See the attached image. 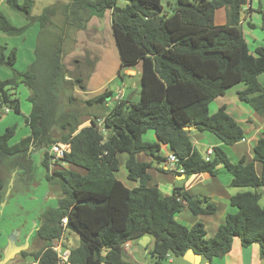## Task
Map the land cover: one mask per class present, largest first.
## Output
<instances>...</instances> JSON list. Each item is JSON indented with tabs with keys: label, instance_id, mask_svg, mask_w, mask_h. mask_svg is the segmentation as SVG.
<instances>
[{
	"label": "trees",
	"instance_id": "16d2710c",
	"mask_svg": "<svg viewBox=\"0 0 264 264\" xmlns=\"http://www.w3.org/2000/svg\"><path fill=\"white\" fill-rule=\"evenodd\" d=\"M119 1L126 4L121 7ZM5 2L31 19L32 0H22L21 4L18 0ZM245 4L246 0H177L167 15L162 14L161 0H69L65 5L45 8L36 18L39 37L46 31L55 39L46 44L39 38L33 61L25 71L13 69L15 50L7 54L6 48L0 46V67L12 69L10 78L0 79V107L20 113L19 100L12 98L8 89L21 84L30 92L31 103V111L24 118L28 136L10 144L16 127L0 131V209L9 186L3 178V168L27 188L34 180L33 155L40 152L45 179L51 186H58L61 194L56 207L39 215L35 231L44 245L30 254L33 260L57 264L50 246L64 231L63 218H67L65 230L79 239L75 247L69 248L70 264H139L130 261L123 246L144 236L153 241L148 252L152 264H169V256L183 257L188 249L210 262L225 256L235 237L245 248L257 244L264 260V205H260L264 130L253 147V161L248 163L244 158L231 163L219 147L212 149L206 161L190 137L191 130L206 131L228 146L244 139L243 129L224 106L215 112L209 109L215 98L240 83L245 88L237 93V99L251 111L264 114V85L258 80L264 73V46L254 53L248 49L239 27ZM220 8L226 10V24L219 27L214 24V16ZM57 10L62 14L59 26L52 21ZM107 11L120 54L118 74L140 64V92L137 102L125 96L110 108L107 102L113 96L111 91L85 102L105 107L104 137L97 129V116H90L88 125L82 126L81 118L86 114L73 107L75 97L70 86L77 85L81 91L85 86L80 76L75 78L76 84L65 79L64 54L70 33L84 30L92 17H102ZM26 29L27 26L15 27L0 13L2 33L17 36ZM67 93L65 102L61 96ZM149 133H153L154 141L147 139ZM54 143L65 144L64 156L48 174V155L43 149ZM162 146L177 158L184 173L175 174L184 179L202 173L214 177L222 166L232 176V187L253 190L229 198L230 206L237 211L226 214L212 238L206 237L201 222L185 226L175 219L184 208L195 216L213 214L216 205L210 199L192 196L184 187H175L167 196L149 185V169L166 159L161 154ZM120 153L128 155L127 178L137 183L132 189L115 176ZM141 154L151 160H139L137 156ZM254 162L262 166L260 175ZM62 163L73 169L63 168ZM159 170L168 172L162 167ZM21 256L27 258L29 254L22 252Z\"/></svg>",
	"mask_w": 264,
	"mask_h": 264
},
{
	"label": "rangeland",
	"instance_id": "374dc122",
	"mask_svg": "<svg viewBox=\"0 0 264 264\" xmlns=\"http://www.w3.org/2000/svg\"><path fill=\"white\" fill-rule=\"evenodd\" d=\"M69 0H32L31 19H27L21 12L12 10L5 2L0 0V13H2L15 27L27 26L25 32L16 37L8 36L0 32V46L5 47L7 54L11 50L16 51V62L13 69L16 71H22L26 68V65L30 62L29 51H32L37 42L41 43L46 41L50 43L55 39L53 34L44 31L43 36L39 37V24L36 18L40 16L43 10L47 7L62 6L68 3ZM21 4L22 0H18ZM177 0H161L163 6L162 14L169 15L172 9L176 6ZM125 1H119V6H124ZM254 17L259 23L253 22L256 26L251 29L249 33L248 27L244 28L245 33L248 35L251 49L257 46V41L253 40L251 35L255 38L260 36V41L263 43L264 33L261 30V13H264V0H253L252 4ZM225 10V8H222ZM54 25H61L62 14L60 10H57L56 15L52 18ZM47 31H50V27ZM52 31V30H51ZM54 32V31H53ZM70 38L65 42V54H64V65L66 67V80L70 83H75V78L80 76L82 78V84L85 86V91H81L77 85L71 87L70 93L75 97L73 107L78 112H82L83 115L81 121L83 125L85 123L86 116H97L102 118L105 113V107H99L98 105L90 106L85 104L88 100L96 97L97 95L105 92L112 91L113 95H116L119 89H123L125 96H131L133 102L139 100L140 92V64L128 71L125 69L118 74L120 67V54L117 48L115 38L113 36L111 28V15L110 11H107L102 17H92L87 27L84 30L78 32H71ZM5 50V52H6ZM12 76V69L10 67H0V78L7 79ZM19 86V85H18ZM18 86L9 87V93L12 94V98H17ZM23 89V87H22ZM25 90H27L25 88ZM28 91V90H27ZM229 89L225 92L226 94ZM67 94L62 95L63 101L67 100ZM20 102L24 107L28 106V102L22 96H19ZM109 106L111 107L114 102L109 100ZM217 102H211L209 105L210 112H215L218 108L216 107ZM108 108V107H107ZM25 112L15 113L11 112L0 118V131L3 132L7 127H16L15 136L10 142L14 144L20 141L21 138L28 136L29 129L25 124L24 117ZM88 116V117H89ZM244 126V125H243ZM153 136V135H152ZM35 162V173L32 185L27 188L22 187L20 182L14 180V174L3 168L2 175L6 182H9L7 199L5 206L0 213V249L6 247L8 237L17 230L20 234V241L25 236H29L31 247L26 248V252H36L39 250L43 243L37 238L33 231L36 222H38L39 215L49 208L57 206L58 197H60V189L58 186H51L45 179L43 168L40 164L42 160V153H36L33 155ZM55 169V168H54ZM53 169V170H54ZM126 169L121 170L119 177L122 178L123 172L126 173ZM176 186L180 187L182 182L175 181ZM245 190L251 191V189ZM260 205H264V194L260 200ZM35 224V226H34ZM34 227V228H33ZM79 242L77 234L66 231V238L64 245L69 244L71 247H75ZM136 251L133 249L134 259L141 264H152V259L148 253V250L152 248L150 245L145 252L138 243L134 244ZM22 261L30 263L33 261L32 258H22V256H16L12 261L7 264H18ZM171 261L173 264H188L182 257H172ZM172 264V263H169Z\"/></svg>",
	"mask_w": 264,
	"mask_h": 264
},
{
	"label": "crops",
	"instance_id": "0c3cea01",
	"mask_svg": "<svg viewBox=\"0 0 264 264\" xmlns=\"http://www.w3.org/2000/svg\"><path fill=\"white\" fill-rule=\"evenodd\" d=\"M252 4H253V0H249L242 7L239 27L241 29V32H242L244 38H245V41L247 42L249 51L251 53H254V50L256 48L264 46V38H262V41H263V43H262L260 41V36L258 38H255L254 35H251L253 37V40L257 41L256 42L257 46L254 49H251L250 42L247 39L248 38L247 33H249V31H251V29H254V27L256 26L255 24L253 25V22L259 23V18L257 20L254 17L255 11L253 10ZM259 13L261 14L260 19H261V25H262V14L263 13H261V12H259ZM214 24L216 26H219V27L224 26L226 24V10H222V8H220L215 12ZM246 26L248 27L247 33H245L246 31H244V28ZM261 30H262V27H261ZM262 32L264 33L263 30H262ZM11 37H16V36H11ZM34 48L32 51L28 52L29 57H30V62L26 65V68L33 61ZM6 53H7V50H6ZM26 68L22 71H25ZM22 71H19V72H22ZM128 71H132V70L129 69ZM1 80H3V79H1ZM258 80L261 84L264 85V73L259 75ZM22 87H23V89H22ZM25 88L26 87L24 85H22V84L19 85L16 97L20 103V113H22V111H24L25 112L24 115L26 117L29 115V113L31 111V103L28 101V97L30 96V92L27 91L28 90L27 88H26L27 90H25ZM244 88H245L244 84H242V83L237 84V85H235L229 89V91H228L229 93H227V94L225 93L224 95L219 96L212 101V102L218 103L216 105L217 108L224 106L226 112L233 119H235L237 121V123L241 126V128L244 131V135H245L244 139L239 143H236L232 146H228V145L223 144L212 133H209L206 131L197 132L195 130H191L190 131L191 142H192L193 146L201 154L205 155V153L208 149L212 150L214 147H219L226 153L227 158L233 164L237 163L242 158H244L246 163L253 161V147L255 146L258 139L262 136V131L264 130V114L259 115L255 112L251 111L249 107H247L245 104L241 103L237 99V93L239 91H242ZM112 94H113V92H112ZM22 95L25 98V100L28 102V104H27L28 106H26V107H24L22 105V103L20 102L19 96H22ZM113 96H115V95H113ZM131 99H132V97H131ZM109 100H108V102H109ZM108 102H107V107L110 108ZM3 116H6V115H3ZM88 116L85 117V123L86 122L89 123L90 116L89 117ZM86 125H88V124H85L84 126H86ZM29 133H28V135H29ZM152 135H153V133L147 134V139L150 141H154L155 137H154V135L153 136ZM161 154L165 158H167L169 155H171V152H170L168 147L162 146L161 147ZM117 157L119 160V170L115 173L116 178L119 181H121V183L125 187H127L129 189L136 187L137 186L136 182L128 180L127 170H125L126 173L123 172L122 178H120L118 176L119 173L121 172V170L126 169L125 168V162L128 158V155L125 153H120L117 155ZM137 158L141 161H150L151 160V158H149L148 156H145L143 154L138 155ZM162 163H164V162H162ZM162 163L161 164L155 163L153 165V167L151 169H149V174L151 176V180L149 181L150 186H156L162 194L169 196V195H172L174 188L178 187V186H176L177 184L175 183V181L176 180L181 181L182 184L180 187H184L185 191L188 192L190 195L196 196V197H206V198L210 199V201L216 205V210L211 215H197V216H195L187 208H184L175 217L177 222H179L185 226H192L197 222H201L205 227L207 238H212L215 235L219 224L221 223L223 218L226 216V214L235 213L237 211L235 208L230 206L229 198L238 192L248 191V190H245L244 188L232 187L231 186L232 176L222 166H220L218 168L217 174L214 177H212L208 174L202 173V174L192 175L187 179H184V178L180 179L181 175H176L175 173L170 172V171H168V172L160 171L159 168H161V167L164 170H166ZM34 164H35V162H34ZM34 166L36 167V165H34ZM61 166L63 168H66V169H73L72 166L65 164V163H62ZM254 167H255L256 173L258 175H260L261 169H262L261 164L259 162H254ZM43 171H44L43 173L45 176L46 173H45L44 168H43ZM51 173H52V171H50V172L48 171V174H51ZM34 174L36 175L35 171H34ZM246 189H248V188H246ZM251 191H253V190L251 189ZM260 191L262 192V196H263L264 187L261 188ZM0 213H1V211H0ZM37 223L38 222H36V224ZM33 231L35 232V235H36L35 228ZM37 238L38 237L36 235V240H37ZM127 243L130 245V250H129V253H127V257L130 259V261L136 262V263H138V262L135 261L134 253L132 252L133 249L135 251L137 250L135 248L134 244L138 243V245L141 248H143L145 250V252L147 251V249L150 245H153V241L151 240V238H150L149 242L147 243V245H145V246L140 245L138 241H135V242L132 241V242H127ZM30 245H31V243H30V239H29L28 247H31ZM43 245H44V243H43ZM70 247L71 246L69 244H67V248H70ZM41 248L39 250H41ZM39 250H37L36 252H38ZM149 250H148V252H149ZM25 252H26V250H25ZM36 252H30V253L26 252L29 254V256H27V257L32 258L30 254H33ZM171 258H172V256L168 257V263L173 264V261H171ZM34 261L35 260L31 261L29 264H32ZM206 263H208V264H264V260L261 259V257H260V250H259V246L257 244H253V245L245 248L241 245L239 238L235 237L233 239V242H232L231 250L222 258H214L210 262H207V261L203 260L202 258H200L199 264H206ZM139 264H141V263H139Z\"/></svg>",
	"mask_w": 264,
	"mask_h": 264
},
{
	"label": "built area",
	"instance_id": "2783aa9c",
	"mask_svg": "<svg viewBox=\"0 0 264 264\" xmlns=\"http://www.w3.org/2000/svg\"><path fill=\"white\" fill-rule=\"evenodd\" d=\"M249 0H246L248 2ZM125 93L123 89H119L116 93L115 96L111 98L113 102H118L124 99ZM11 112V109L8 107H0V117L3 115H7ZM96 126L99 131V133L106 137V129L104 127V118H98L96 120ZM64 147L65 144L63 143H54L48 148H44L43 150L47 152L48 155V170L49 172L52 171L55 166L56 162L63 158L64 156ZM212 156V150L208 149L204 155V159L206 161L209 160V158ZM165 169L167 171L173 172V173H178V174H183L184 170L183 168L178 166V161L177 158L174 155H169L166 160L163 163ZM66 225H67V218H63L61 220V226L63 227L64 231L62 234L55 240L52 241V244L50 248L56 253L57 257V264H70L69 262V248H67L65 243V238H66ZM124 252L127 254L129 253L130 250V245L128 243H125L123 246ZM32 264H38L37 261H34Z\"/></svg>",
	"mask_w": 264,
	"mask_h": 264
},
{
	"label": "water",
	"instance_id": "95a60500",
	"mask_svg": "<svg viewBox=\"0 0 264 264\" xmlns=\"http://www.w3.org/2000/svg\"><path fill=\"white\" fill-rule=\"evenodd\" d=\"M131 96H127V100H130ZM186 130H189L190 128H185ZM184 176H180V179H183ZM5 201L1 203V209L4 208ZM35 226V224H34ZM34 228V227H33ZM19 235L18 232H13L9 237L6 244V247L1 249L2 258L0 259V264H7L8 262L12 261L15 256L22 250H26L28 247V239L29 236H26L25 241L23 245H17L15 238ZM150 238L148 236L142 237L138 242L140 245L145 246L149 242ZM186 262L189 264H199L200 262V256L196 255L192 249H188L186 253L182 257ZM208 264V263H206Z\"/></svg>",
	"mask_w": 264,
	"mask_h": 264
},
{
	"label": "flooded vegetation",
	"instance_id": "af4514ba",
	"mask_svg": "<svg viewBox=\"0 0 264 264\" xmlns=\"http://www.w3.org/2000/svg\"><path fill=\"white\" fill-rule=\"evenodd\" d=\"M15 232H18L17 230H15ZM19 233V232H18ZM26 236L24 237V239L22 241H20V234L15 238L16 244L19 245H23L24 241H25ZM28 245H29V239H28ZM25 252V250L20 251L16 256L20 255L21 253ZM15 256V257H16ZM2 258V254H1V249H0V259Z\"/></svg>",
	"mask_w": 264,
	"mask_h": 264
}]
</instances>
